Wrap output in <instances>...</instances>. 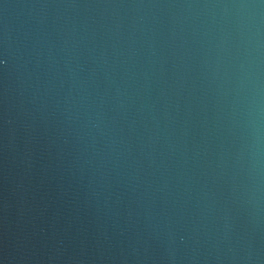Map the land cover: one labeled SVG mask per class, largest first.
<instances>
[{
    "label": "water",
    "instance_id": "water-1",
    "mask_svg": "<svg viewBox=\"0 0 264 264\" xmlns=\"http://www.w3.org/2000/svg\"><path fill=\"white\" fill-rule=\"evenodd\" d=\"M234 2L0 0V264H264Z\"/></svg>",
    "mask_w": 264,
    "mask_h": 264
},
{
    "label": "clouds",
    "instance_id": "clouds-1",
    "mask_svg": "<svg viewBox=\"0 0 264 264\" xmlns=\"http://www.w3.org/2000/svg\"><path fill=\"white\" fill-rule=\"evenodd\" d=\"M205 7H222L231 8L237 10L238 13H247V17L238 16V21L243 27L245 24L248 25L249 31L253 26L256 27L255 35L259 36V23L257 21L258 13L260 9H264V0H259V3L252 2V0H239L230 4L222 5H205ZM259 48V42L257 41V50ZM10 53L7 46L4 47L3 51H0V68L7 69L9 66ZM243 67V65H242ZM246 114L248 117V124L253 130L254 143L252 147V158H253V170L256 173V178L259 180L260 177V130H261V117L264 115V109L261 107V101L259 98V89H255L254 94L250 97ZM258 190V189H257ZM259 200V196H257Z\"/></svg>",
    "mask_w": 264,
    "mask_h": 264
}]
</instances>
